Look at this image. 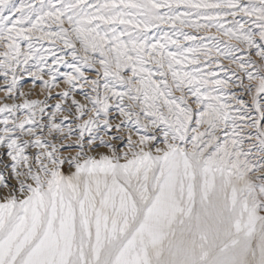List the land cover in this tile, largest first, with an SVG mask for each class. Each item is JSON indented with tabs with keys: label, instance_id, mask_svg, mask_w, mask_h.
<instances>
[{
	"label": "snow or ice",
	"instance_id": "1",
	"mask_svg": "<svg viewBox=\"0 0 264 264\" xmlns=\"http://www.w3.org/2000/svg\"><path fill=\"white\" fill-rule=\"evenodd\" d=\"M0 264H264V0H0Z\"/></svg>",
	"mask_w": 264,
	"mask_h": 264
},
{
	"label": "rangeland",
	"instance_id": "2",
	"mask_svg": "<svg viewBox=\"0 0 264 264\" xmlns=\"http://www.w3.org/2000/svg\"><path fill=\"white\" fill-rule=\"evenodd\" d=\"M186 31H190V30H188V29H185ZM64 69L63 68H61V71H63Z\"/></svg>",
	"mask_w": 264,
	"mask_h": 264
}]
</instances>
